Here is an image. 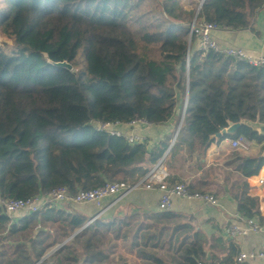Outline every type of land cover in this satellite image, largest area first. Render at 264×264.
<instances>
[{"label":"trees","instance_id":"1","mask_svg":"<svg viewBox=\"0 0 264 264\" xmlns=\"http://www.w3.org/2000/svg\"><path fill=\"white\" fill-rule=\"evenodd\" d=\"M199 1L0 2V35L12 42L0 46V201L58 188L75 195L106 183L135 185L182 146L204 152L215 141L244 137L261 145V154L233 153L234 173L225 182L239 215L262 223L260 201L247 180L264 167V136L245 124L234 134L215 135L232 124L264 125V68L192 50L189 25L196 19L245 30L264 0H204L196 17ZM61 62L72 71L52 65ZM186 99L170 150L180 122L151 151L147 142L132 145L92 124L161 125ZM56 205L12 221L0 204V264H35L57 245L62 247L40 264H115L121 241L150 264H235L239 254L235 244L221 237L209 242L169 211H131L83 229L86 217L69 204ZM166 247L174 252L170 262L158 253Z\"/></svg>","mask_w":264,"mask_h":264},{"label":"crops","instance_id":"2","mask_svg":"<svg viewBox=\"0 0 264 264\" xmlns=\"http://www.w3.org/2000/svg\"><path fill=\"white\" fill-rule=\"evenodd\" d=\"M186 1L188 6V0ZM212 35L222 48H237L244 50L248 55L264 56V6L256 11L250 28L237 31L218 29ZM192 50H195L194 46ZM181 110V107H178L172 119L161 125H142L138 123L130 126L128 124H120L117 130L126 136H136L144 139L147 142V150L151 151L165 137L176 130L178 123L182 119ZM233 153H238L243 157H256L261 154V145L249 142L245 147L234 150L230 146V139H225L222 142L215 141L204 152L192 151L186 146L179 148L171 156L168 163L163 164L169 171L168 179L172 182H180L192 186L195 192L211 194L217 199L218 204L212 206L195 200L176 198L173 199L169 212L176 216L184 217L183 220L190 223L195 230L204 234L209 242L214 238L221 237L224 241L235 244L239 249V254L250 253L258 250L264 244V185H259V180H264V167L257 176L247 180L251 188V195L257 197L260 201V212L263 221L260 223L256 220L263 228V233L250 234L248 236H229L226 230L239 215L237 204L231 198L229 188L225 182L226 176L230 172L231 174L234 173L229 167V163L233 162L231 157ZM159 199L160 192L157 189L148 190L143 185H140L136 190L117 197L112 202H108L97 219L112 221L131 211L158 213L160 212L158 210ZM68 204L72 210L86 217L88 221L100 212L92 203L82 205ZM59 207L64 208L60 205ZM208 248L209 246H207L209 260L212 253ZM213 254L219 259L224 256L222 252L218 251H214ZM235 264L238 263L235 262ZM242 264H264V261L253 260Z\"/></svg>","mask_w":264,"mask_h":264},{"label":"built area","instance_id":"3","mask_svg":"<svg viewBox=\"0 0 264 264\" xmlns=\"http://www.w3.org/2000/svg\"><path fill=\"white\" fill-rule=\"evenodd\" d=\"M204 0L199 1V11ZM221 29L215 24L205 21L198 22L196 19L189 25L190 39H194V47L197 51L202 53L217 52L226 57H230L236 61L245 62L255 68H264V56H252L248 55L244 50L226 47L222 48L218 45L213 37V32ZM187 108V99L185 100L182 115L184 116ZM148 125L145 121L137 120L128 123L130 126L136 124ZM96 130L105 131L112 136L121 138L123 137L130 144L144 143L145 140L136 136H126L117 130L119 123H92ZM182 126V125H181ZM181 129V128H180ZM170 144L169 150L172 148L174 141ZM249 142L244 137H239L234 140H230V146L234 150H239L243 145H247ZM244 146V147H245ZM169 173L163 165V160L155 165L145 175L143 180L135 185H129L124 182L106 183L105 185L89 191H79L75 195H70L66 188H58L52 193L46 196H38L27 200H7L0 201L1 206L4 208L5 213L11 218L12 221H16L17 218L23 215H29L37 213L47 204H94L100 212L104 210L105 205L108 202L114 201L117 197H121L130 191L136 190L140 185H143L146 189H157L160 192V199L158 203V210L160 212H168L171 210L173 199L180 198L186 200H195L204 204L216 206L218 204L217 199L210 194L192 192L189 186L183 183L171 184L167 180ZM259 185H264V180H259ZM97 218H93L88 221V224L96 221ZM229 236H248L250 234L263 233V228L259 225L256 219L245 218L241 215L236 217V220L229 225L226 230ZM262 260L264 261V244L256 251L250 253H241L236 258L238 264L244 262ZM197 264H207L204 262H197Z\"/></svg>","mask_w":264,"mask_h":264},{"label":"rangeland","instance_id":"4","mask_svg":"<svg viewBox=\"0 0 264 264\" xmlns=\"http://www.w3.org/2000/svg\"><path fill=\"white\" fill-rule=\"evenodd\" d=\"M2 0H0L1 2ZM189 4V3H188ZM11 41L10 40H5L2 38V36L0 35V46L4 47L6 45H10L11 46ZM183 118V115L182 117ZM181 122V121H180ZM180 125V123H179ZM178 130V129H177ZM245 145H243L241 148H243ZM54 204V203H53ZM59 207V205H56ZM62 207H67L66 205H60ZM21 217V215H20ZM87 224V223H86ZM124 242H119L118 244V248L115 251V254L113 256L112 259H114L115 264H150V262L148 260H146L145 256H142V254H140L138 251L130 253V250L127 248V246H124L123 244ZM60 245H57L55 247H53L52 249H50L44 257L48 256V258H50L51 255H53V251H55V249H57ZM161 256L165 257V259L167 261H171V257H173L174 252L172 250L168 251L167 247L158 252Z\"/></svg>","mask_w":264,"mask_h":264},{"label":"water","instance_id":"5","mask_svg":"<svg viewBox=\"0 0 264 264\" xmlns=\"http://www.w3.org/2000/svg\"><path fill=\"white\" fill-rule=\"evenodd\" d=\"M198 15V11H197V14H196V17ZM52 65L56 66V67H62V68H65L69 71H72V66L70 64H68L67 62H61V63H52ZM184 118V116H183ZM183 118L181 119V122H180V125L178 127V130L176 132V136L178 135L179 131H180V128H181V125H182V122H183ZM242 124H245V125H248L250 128H252L254 131H257L259 132L260 135L264 136V125L263 124H260L258 122H255V123H252V122H244V123H238V124H232L230 125V127H228L227 129H224L222 130L220 133L216 134L215 135V138H221L225 135H231V134H234L241 126ZM264 156V154H263ZM103 212V211H102ZM101 215V212H99L97 215H95L94 218H98L99 216ZM89 224L87 223L84 227L86 228ZM81 229V230H83ZM81 230L77 231L74 235L76 236ZM72 238V237H71ZM70 238V239H71ZM69 239V240H70ZM68 240V241H69ZM62 247V245H60L57 249H55V251H53V253L57 252L58 249H60ZM49 256V255H48ZM48 256L44 257L41 261L39 262H36L35 264H40L42 261H44L46 258H48Z\"/></svg>","mask_w":264,"mask_h":264}]
</instances>
